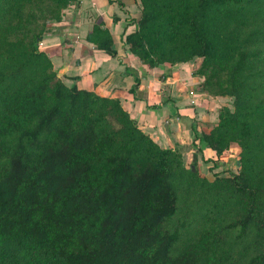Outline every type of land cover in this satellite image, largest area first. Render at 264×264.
<instances>
[{"label": "trees", "instance_id": "1", "mask_svg": "<svg viewBox=\"0 0 264 264\" xmlns=\"http://www.w3.org/2000/svg\"><path fill=\"white\" fill-rule=\"evenodd\" d=\"M32 1L0 0V264H264V54L233 32L264 21V0H139L124 38L148 68L191 64L202 93L232 99L193 139L212 180L118 99L66 85L29 24ZM49 1L47 25L71 2ZM89 41L115 55L106 29ZM232 143L237 168L220 174Z\"/></svg>", "mask_w": 264, "mask_h": 264}, {"label": "crops", "instance_id": "2", "mask_svg": "<svg viewBox=\"0 0 264 264\" xmlns=\"http://www.w3.org/2000/svg\"><path fill=\"white\" fill-rule=\"evenodd\" d=\"M140 15L139 0H71L61 19L48 24L39 48L66 85L118 99L142 130L161 139V147L204 164L193 139L217 123V100L200 91L191 64L150 69L130 53L124 38L137 29ZM96 26L110 33L115 55L89 41Z\"/></svg>", "mask_w": 264, "mask_h": 264}, {"label": "rangeland", "instance_id": "3", "mask_svg": "<svg viewBox=\"0 0 264 264\" xmlns=\"http://www.w3.org/2000/svg\"><path fill=\"white\" fill-rule=\"evenodd\" d=\"M49 4H52L49 0H43V1H37L33 0L31 3L27 4V13L29 19H31L32 22H29L30 26L33 29H42L43 32L46 30H49V26L45 23L47 18H50L52 15V11L49 12V10H52V8L49 6ZM261 8L263 9L262 12H264V3H262ZM45 9V10H44ZM54 11H56L54 9ZM52 21V20H51ZM55 22V21H54ZM49 24V22H48ZM46 25V26H45ZM233 32L236 33L238 37L244 42V46L246 48L250 47L254 50L261 51L262 54H264V21L259 25L255 24H249V25H242L237 30H233ZM245 48V49H246ZM201 59L197 58L195 59V62H193V65H200ZM176 64H170L167 62L159 63L157 66H174ZM156 66V67H157ZM255 67L254 72H258L260 70V73H264V61L257 63ZM251 79L253 78V69L249 72ZM199 79V76H196ZM201 83V80H200ZM80 85H84L80 83ZM199 88L201 87V84H198ZM211 97V99L217 100L216 101V108H217V116L219 109L222 105L230 106L232 107V99L227 96H220V95H214L209 93H204ZM207 96V97H208ZM196 103V102H195ZM217 118V117H216ZM218 120V118H217ZM158 144L160 146L163 145L162 141H159L157 137H154ZM161 140V139H160ZM240 148L236 143H232L229 148H227L225 151H223V154L221 156V159L219 163L217 164V167L215 168V171H219L218 173H224V174H231L232 171L236 170L237 165L236 161L239 158ZM192 161L190 159H186L185 163L187 166L192 165ZM196 168L198 171H200L201 174H204L208 176L209 179H213L214 174L212 171L209 170V166L202 164V162L199 161V159L195 161ZM223 163L225 165H223ZM196 215L192 211L188 212H182L179 217V224L185 223V227H181L182 231L192 230L194 228V223L191 221L194 219ZM189 231V232H190ZM227 264H243V262L240 259V255L235 253L232 260H230Z\"/></svg>", "mask_w": 264, "mask_h": 264}, {"label": "built area", "instance_id": "4", "mask_svg": "<svg viewBox=\"0 0 264 264\" xmlns=\"http://www.w3.org/2000/svg\"><path fill=\"white\" fill-rule=\"evenodd\" d=\"M189 95L191 97V100H190V104H195V99H193V96H194V92L193 91H189Z\"/></svg>", "mask_w": 264, "mask_h": 264}, {"label": "water", "instance_id": "5", "mask_svg": "<svg viewBox=\"0 0 264 264\" xmlns=\"http://www.w3.org/2000/svg\"><path fill=\"white\" fill-rule=\"evenodd\" d=\"M192 170L194 171L195 170V168L192 166Z\"/></svg>", "mask_w": 264, "mask_h": 264}]
</instances>
